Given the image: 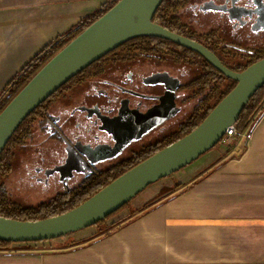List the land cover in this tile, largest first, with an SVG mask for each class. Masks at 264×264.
Masks as SVG:
<instances>
[{
	"label": "crops",
	"instance_id": "1",
	"mask_svg": "<svg viewBox=\"0 0 264 264\" xmlns=\"http://www.w3.org/2000/svg\"><path fill=\"white\" fill-rule=\"evenodd\" d=\"M107 1L0 0V97L36 55ZM221 143L174 174L177 186L157 203L145 205L144 196L107 220L115 222L107 232L93 225L59 244L0 250V264H264V110Z\"/></svg>",
	"mask_w": 264,
	"mask_h": 264
},
{
	"label": "flooded vegetation",
	"instance_id": "2",
	"mask_svg": "<svg viewBox=\"0 0 264 264\" xmlns=\"http://www.w3.org/2000/svg\"><path fill=\"white\" fill-rule=\"evenodd\" d=\"M181 22L189 34L221 37V44L215 36L207 42L236 53L234 58L264 51V0H192ZM123 55L118 50L99 59L81 82L56 99L52 119L39 127L45 142L30 149L37 169L63 188L54 196L147 155L199 112L194 97L204 72L199 56L185 49L131 59Z\"/></svg>",
	"mask_w": 264,
	"mask_h": 264
},
{
	"label": "water",
	"instance_id": "3",
	"mask_svg": "<svg viewBox=\"0 0 264 264\" xmlns=\"http://www.w3.org/2000/svg\"><path fill=\"white\" fill-rule=\"evenodd\" d=\"M163 1L119 0L41 67L0 112V155L20 124L41 103L91 64L136 37L165 38L194 50L237 84L192 131L131 167L76 207L38 220L0 216V240L32 242L56 239L97 224L150 184L189 165L218 144L264 85V57L243 70L231 69L203 43L154 20ZM175 113L176 109L156 121L155 125Z\"/></svg>",
	"mask_w": 264,
	"mask_h": 264
},
{
	"label": "trees",
	"instance_id": "4",
	"mask_svg": "<svg viewBox=\"0 0 264 264\" xmlns=\"http://www.w3.org/2000/svg\"><path fill=\"white\" fill-rule=\"evenodd\" d=\"M119 0H108L104 6L87 15L74 29L70 30L51 44H49L41 53L36 55L26 66L16 75V77L9 84L7 90L0 97V112L6 107V105L16 96V94L26 85V83L43 67L59 50H61L67 43L81 33L88 25L98 19L102 14L109 10ZM192 0H164L159 6L154 20L161 23L164 27L193 38L211 50H213L222 61L229 66L231 69L240 71L248 67L253 62L264 57V51L257 53L255 56H246L243 60H237L235 63L229 62V56L237 55L233 52H227L225 47H220L221 37L215 33H193L189 34L185 32L188 25L181 22L182 11L185 10L191 3ZM219 40V50L214 45H209L207 39L213 38ZM179 49L187 50L193 56L200 57L198 59L204 72L198 78L196 82V93L194 97L199 98V112L193 115V117L186 122L179 131L175 132L169 140L164 142L162 145L155 146L154 150L144 156H138L129 163H122L117 165V168L111 169L113 173H108L106 176L101 173L98 178H88L84 180L78 187L68 193H60L46 200L39 202L36 205H23L14 196L13 192L8 188L7 180L14 168V159L17 151L26 147L29 142L33 141L35 131L42 125L49 122L52 119L51 109L56 99L62 94L68 92L73 85L81 82L95 63L91 64L85 70L74 76L61 88H59L54 94L47 98L41 103L17 128L5 149L0 155V216L16 218L21 220H38L47 218L50 216L64 213L100 190L103 186L107 185L115 178L123 174L125 171L135 166L142 160L149 157L151 154L157 152L166 145L176 141L182 136L186 135L197 127L209 114V112L221 101V99L228 94L237 82L227 77L215 66H213L204 56L198 52L180 46L171 40L154 37V36H140L133 38L114 51L124 52V57L131 59L137 55H148V53L161 55L163 52L179 51ZM113 52V51H112ZM110 54V53H109ZM232 54V55H230ZM104 58V57H103ZM102 59V58H101ZM244 61V62H242ZM264 104V85L254 94L250 99L244 110L242 111L236 127L238 130H244L248 123L252 120L254 115ZM102 176V177H101ZM164 185L166 188H164ZM175 185L172 179L169 177L163 178L151 186L150 199L145 202L147 206L157 203L164 196L168 195L172 191V187ZM147 189H149L147 187ZM131 202V201H130ZM128 202L126 205H130ZM124 205L114 214L109 215L105 219L99 221L95 226H100V232H96L97 235L105 233L110 227L115 225V222L104 226L107 220L116 217L122 210L128 208ZM116 214V215H115ZM66 236V235H65ZM64 237V236H63ZM60 237V238H63ZM58 239V238H56ZM56 239L32 241V242H12L0 240V250H7L13 246H22V249H32L35 247H44L46 242L55 241ZM68 244H63L61 247H67ZM26 247V248H25Z\"/></svg>",
	"mask_w": 264,
	"mask_h": 264
},
{
	"label": "rangeland",
	"instance_id": "5",
	"mask_svg": "<svg viewBox=\"0 0 264 264\" xmlns=\"http://www.w3.org/2000/svg\"><path fill=\"white\" fill-rule=\"evenodd\" d=\"M188 10L190 11V9H188ZM197 29L199 31L202 30L200 28H197ZM228 59H229L230 63H235L237 60L241 61L240 58L237 59V58H234L231 56H229ZM242 62H244V61H242ZM52 110H54V108H52ZM45 136H46L45 133L40 131V129L38 128L35 131L33 141L29 142L28 143L29 145H27L26 147H22V149H19L17 151L16 157H15L14 162H13L14 163L13 171L11 172V174L7 180L8 188L13 192V194L17 198V200H19L25 206L36 205L39 202L54 196V194H56L59 190H63L61 185H59L57 178L56 179L51 178L50 180H47V177L44 175V173L41 170L37 169L39 167V163H37L35 160L36 154H34V151H32L33 149H30V147L34 148V147H37L40 144L44 143L45 142ZM221 144L222 143L220 141L213 148L215 149V148L219 147ZM225 144H228V143H225ZM30 151H31V157H29ZM206 153L202 154L201 156H205ZM201 156H200V158H201ZM180 170H182V169H180ZM180 170H178V171L174 172L173 174L166 176V177H169V179H172L174 182L179 181L178 178L175 177V175L178 174V172ZM166 177H164V178H166ZM45 180H47V182ZM75 183L76 182H74V184ZM155 183L150 184L148 186L149 189H147V187H146L135 198H133L130 203L131 204L132 203L141 204L143 202V200L141 201V198H143L144 196H146L145 202H147L150 199V195H151V193H149L151 191L150 187L153 186ZM173 187H175V186H173ZM164 188H166L165 185H164ZM126 206L129 207L130 205L128 204ZM81 230H83V229H81ZM71 236H72V234H71ZM61 237H63V236H61ZM62 239L66 240V237L64 236L63 238L56 239L55 243H57V244L61 243L60 240H62ZM8 249H9V251H12V252H18L19 250H23L22 246H13V247L8 248Z\"/></svg>",
	"mask_w": 264,
	"mask_h": 264
},
{
	"label": "built area",
	"instance_id": "6",
	"mask_svg": "<svg viewBox=\"0 0 264 264\" xmlns=\"http://www.w3.org/2000/svg\"><path fill=\"white\" fill-rule=\"evenodd\" d=\"M264 110V104L262 105V107L258 110V112L254 115V117L252 118V120L250 121V123L256 122L258 120V117H260L261 112ZM238 133L236 124L231 125L228 129L226 134L223 136L221 142L223 143H230L234 137V135H236Z\"/></svg>",
	"mask_w": 264,
	"mask_h": 264
}]
</instances>
